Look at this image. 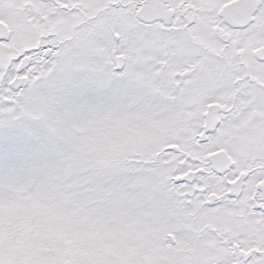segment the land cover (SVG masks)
Instances as JSON below:
<instances>
[{
    "label": "snow or ice",
    "instance_id": "1",
    "mask_svg": "<svg viewBox=\"0 0 264 264\" xmlns=\"http://www.w3.org/2000/svg\"><path fill=\"white\" fill-rule=\"evenodd\" d=\"M0 264H264V0H0Z\"/></svg>",
    "mask_w": 264,
    "mask_h": 264
}]
</instances>
